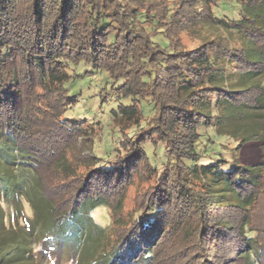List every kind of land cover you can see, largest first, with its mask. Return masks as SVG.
I'll return each instance as SVG.
<instances>
[{
  "label": "trees",
  "instance_id": "16d2710c",
  "mask_svg": "<svg viewBox=\"0 0 264 264\" xmlns=\"http://www.w3.org/2000/svg\"><path fill=\"white\" fill-rule=\"evenodd\" d=\"M99 71L110 160L93 150L103 126L69 115L71 86ZM207 128L264 149V0H0V264H42L63 243L75 264H168L162 245L179 240L196 264H264V162L206 156ZM139 164L153 183L109 237L91 213L112 222L109 198Z\"/></svg>",
  "mask_w": 264,
  "mask_h": 264
},
{
  "label": "rangeland",
  "instance_id": "374dc122",
  "mask_svg": "<svg viewBox=\"0 0 264 264\" xmlns=\"http://www.w3.org/2000/svg\"><path fill=\"white\" fill-rule=\"evenodd\" d=\"M215 13L220 17L223 16L234 18L236 17L237 13V6L233 1H219L218 6L215 7ZM159 38L160 37L157 36L155 37V40ZM181 41L184 46H191L195 45L196 43L184 34L182 35ZM75 70L82 72V70L90 71L94 70V68L90 67V65H83V63H80L79 65H76ZM95 71H97V69ZM86 73L89 75L71 86V89L74 88V90L81 91V93H78L80 95L78 96L79 100L77 103V107H74V110H72L69 115L74 118L85 117V121L87 122L92 121L97 126V128L95 129L96 132L100 131L98 128L100 127L99 124L103 126L104 134H102L103 136H100V138H97L93 141V150L97 155L104 157L106 160H110L113 153L111 150L112 147L109 133H111L112 129L113 131L116 129L113 127L112 122L109 119V106L104 105L100 107L99 97L96 94L97 91H99V88L104 84V79L106 76L102 71L94 74L91 72ZM201 133L202 143L200 145V148L202 149V153L203 150H205L206 152H204L206 156H210L212 158H225V160L227 161L225 165L231 163V160L233 158L240 165H254L264 162V149L262 147V140H256L255 142H245L242 146L234 150L233 148L236 146V144L233 140H231L230 138H226V136L224 135L216 136L211 128L201 129ZM114 146L115 144L113 143V147ZM150 146V144L147 146L150 160H152L153 163H156L155 167H158V170H160L159 167H161V163L163 161L161 157L163 150L158 147L156 149H153ZM152 151H154V155L152 154ZM81 156H83L82 153ZM84 169L85 167L84 165H82L79 166L78 171L84 172ZM147 173L148 171H146V168L143 165L139 164V166H137V171H135L133 176H131V180L125 185L122 184V186L119 187L120 189L118 188L117 191L110 196V205L111 207H115L113 208V210H109L110 213H112V222L109 221L108 210L97 209L91 213L93 216L92 219H94L101 225L107 226L109 223V237L113 238L114 233L123 231L125 226H128L127 223L130 221L131 217L137 216L139 214L138 209L143 203V198H145L148 194V188H150L151 184L153 183V180L146 178L145 174ZM260 196L259 197L262 200L260 201L257 210L254 212L256 218L254 224H258L260 228H263L264 225L261 222L262 220H264V191L260 193ZM1 206L6 209L3 202H1ZM22 208V210H24L26 213H29L26 204H23ZM181 217L182 213L180 211H177L175 219L179 220ZM258 219L261 221L260 223H258ZM168 234L169 233H167L166 235L167 240H169ZM162 246L163 255L166 258L165 263L196 264L195 260L198 254H194L192 256L195 251L194 248H185V245H182V242L180 240L177 242L175 241V243L173 241H168V243H165ZM38 248L40 247L36 245L35 249ZM56 251L57 250L55 249V252ZM72 252L73 247L67 245L66 243H63L58 248L57 253H54V251L51 253L52 256L50 258L46 256L47 254L43 253L41 259L42 264H56V255H58L59 257V261L57 264H75V262L70 259L73 255Z\"/></svg>",
  "mask_w": 264,
  "mask_h": 264
}]
</instances>
